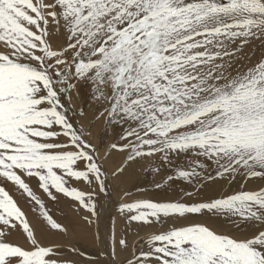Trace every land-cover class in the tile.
Wrapping results in <instances>:
<instances>
[{
    "label": "snow or ice",
    "instance_id": "1",
    "mask_svg": "<svg viewBox=\"0 0 264 264\" xmlns=\"http://www.w3.org/2000/svg\"><path fill=\"white\" fill-rule=\"evenodd\" d=\"M0 264H264V0H0Z\"/></svg>",
    "mask_w": 264,
    "mask_h": 264
},
{
    "label": "crops",
    "instance_id": "2",
    "mask_svg": "<svg viewBox=\"0 0 264 264\" xmlns=\"http://www.w3.org/2000/svg\"><path fill=\"white\" fill-rule=\"evenodd\" d=\"M119 162V157L118 156H114L111 161L109 162L108 167L111 168L115 163ZM130 186V185H129ZM115 193H113L114 195ZM110 199H102L103 201V205L100 209V213H101V220H102V231L106 234L108 229L110 228L111 225V219L113 215H116L115 211H110L109 210V205L111 203H114L116 201L115 196ZM110 200V201H109ZM64 204L62 203V201L58 204L54 206V202L49 201L48 202V207L52 208V211L56 214L57 218L61 217V212H68V207H67V202L64 201ZM115 204V203H114ZM27 211V210H26ZM103 218V219H102ZM145 233V231H144ZM79 243L80 246L86 250V252L88 253H92L94 254L97 248V244L98 241L94 238V235L91 232L88 231H84L81 233L80 237H79ZM88 247V248H87ZM87 248V249H85Z\"/></svg>",
    "mask_w": 264,
    "mask_h": 264
},
{
    "label": "rangeland",
    "instance_id": "3",
    "mask_svg": "<svg viewBox=\"0 0 264 264\" xmlns=\"http://www.w3.org/2000/svg\"><path fill=\"white\" fill-rule=\"evenodd\" d=\"M86 95H87V90H85V92L81 95L80 100H79V101H76V103H78V104H83L84 107H85V108L87 109V111L89 112V116H91L92 108L89 107L88 104L85 102V97H86ZM103 127H104V126H103V123H102V122H101V123H97V124L93 127V129H92V131H93V136L90 138V139H92V142H93V143H98L99 140L104 136ZM97 139H98V140H97ZM119 159H120V157H119ZM146 179L150 182L151 179H152V177H151V176H147ZM147 185H148V186H147ZM145 186L149 188L150 193H153V191H154V193L157 192V190H154V189L151 188L150 183H149V184H146ZM180 187H181V184H180V182H178L177 185H176L174 188L169 189L167 195H171L173 191H179V190H180ZM154 193H153V195H151L149 198L161 199V198H163L164 195H165V193L162 192V191L159 192V195H156V194H154ZM38 195H41V197L44 198V199L46 200V197L44 196V194H43L42 192H38ZM114 196H115V198H116V201L114 202L115 204H114V203H111V204L109 205V210H110L111 212H112V211H115V208H116V202L119 201V199H120L118 193H115V194L113 195V197H114ZM16 198L19 199V196L17 195ZM111 198H112V197H111ZM109 201H110V200H109ZM20 202H21V205L24 207V209H25V210H28V205L25 204L23 200H21ZM46 202H47V205H48V202H49V201L46 200ZM62 203H63V205H65L63 200H62ZM112 208H113V209H112ZM114 216H115V215H113L112 218H113ZM118 220H119V219H117V221H118ZM119 221H120V220H119ZM119 221H118V222H119ZM118 222H117V224H116V232H117V236H119L120 233H121L122 231L125 230V227H123L124 225L122 224L123 222H122V221H120V223H118ZM119 224H120V225H119ZM121 225H122V226H121ZM223 226H224V227H227V225H223ZM144 231H145V233H147V232H151V231H155V228H149V227L142 228V229L140 230L141 235H144V234H145ZM130 239H131V237H130Z\"/></svg>",
    "mask_w": 264,
    "mask_h": 264
},
{
    "label": "bare ground",
    "instance_id": "4",
    "mask_svg": "<svg viewBox=\"0 0 264 264\" xmlns=\"http://www.w3.org/2000/svg\"><path fill=\"white\" fill-rule=\"evenodd\" d=\"M98 140V139H97ZM148 186V185H147ZM153 193H154V191H153ZM154 199V198H153ZM113 209V208H112ZM103 219V218H102ZM119 221V220H118ZM117 221V222H118ZM111 222V221H110ZM118 223H120V221L118 222ZM123 224V223H122ZM120 225V224H119ZM124 225V224H123ZM122 226V225H121ZM124 227V226H123ZM88 248V247H87ZM87 248H85V249H87ZM88 250V249H87ZM86 251V250H85Z\"/></svg>",
    "mask_w": 264,
    "mask_h": 264
}]
</instances>
